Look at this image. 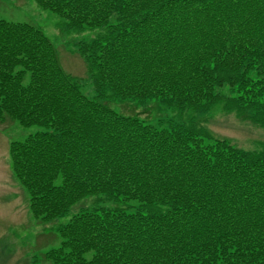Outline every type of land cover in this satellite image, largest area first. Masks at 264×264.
Wrapping results in <instances>:
<instances>
[{
    "label": "trees",
    "instance_id": "16d2710c",
    "mask_svg": "<svg viewBox=\"0 0 264 264\" xmlns=\"http://www.w3.org/2000/svg\"><path fill=\"white\" fill-rule=\"evenodd\" d=\"M70 30L95 95L31 22L0 19V126L11 170L46 222L77 201L40 264H264V143L245 150L193 121L125 116L104 99L216 104L264 129V0H35Z\"/></svg>",
    "mask_w": 264,
    "mask_h": 264
},
{
    "label": "rangeland",
    "instance_id": "374dc122",
    "mask_svg": "<svg viewBox=\"0 0 264 264\" xmlns=\"http://www.w3.org/2000/svg\"><path fill=\"white\" fill-rule=\"evenodd\" d=\"M0 19L31 22L39 26L58 48L63 68L77 78L87 96L95 95L94 86L88 78L87 63L78 46L80 42L95 39L102 28L70 30L63 18L41 8L35 0H0ZM103 101L118 113L147 123L158 124L160 120L167 119L193 121L197 128L203 127L206 132L228 138L245 150L257 151L264 143L263 128L250 120H243L235 112L225 111L222 103L207 111L179 113L176 108L157 99L144 103L132 99ZM39 130L41 127L37 125L26 127L17 121L0 126V264H40L41 253L60 244L57 233L60 225L83 209L108 203L102 194H94L77 201L66 214L52 220L38 222L31 216L29 196L10 168L9 143L24 140Z\"/></svg>",
    "mask_w": 264,
    "mask_h": 264
}]
</instances>
